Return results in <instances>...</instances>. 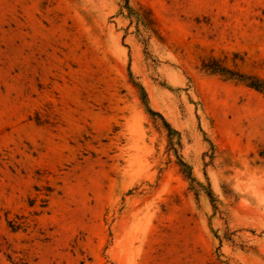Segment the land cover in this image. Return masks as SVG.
<instances>
[{
	"label": "rangeland",
	"instance_id": "1",
	"mask_svg": "<svg viewBox=\"0 0 264 264\" xmlns=\"http://www.w3.org/2000/svg\"><path fill=\"white\" fill-rule=\"evenodd\" d=\"M209 59L264 80V0H0V264H264V93Z\"/></svg>",
	"mask_w": 264,
	"mask_h": 264
},
{
	"label": "trees",
	"instance_id": "2",
	"mask_svg": "<svg viewBox=\"0 0 264 264\" xmlns=\"http://www.w3.org/2000/svg\"><path fill=\"white\" fill-rule=\"evenodd\" d=\"M202 68L206 71H209L212 74L220 75L222 77H225L226 79L235 80L237 82L245 84L247 87H250L258 92L264 93V80L259 79L255 76H249L246 74H242L238 71L230 70L226 68L225 66H223L219 61L215 59H209L207 61H203ZM148 111L152 115L158 116L163 121L167 129L171 131L169 125L163 120V118L159 114L151 110H148ZM179 165L182 167H186V165L181 161L179 162ZM208 196L210 199H212V196L210 193L208 194Z\"/></svg>",
	"mask_w": 264,
	"mask_h": 264
}]
</instances>
